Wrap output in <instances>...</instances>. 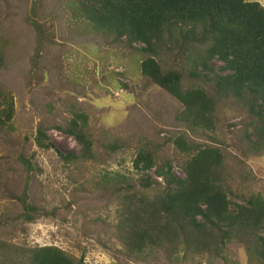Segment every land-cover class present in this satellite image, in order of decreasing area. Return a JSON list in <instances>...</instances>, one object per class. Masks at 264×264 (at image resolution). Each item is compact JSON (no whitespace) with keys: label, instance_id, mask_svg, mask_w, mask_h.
<instances>
[{"label":"trees","instance_id":"1","mask_svg":"<svg viewBox=\"0 0 264 264\" xmlns=\"http://www.w3.org/2000/svg\"><path fill=\"white\" fill-rule=\"evenodd\" d=\"M3 1L0 18L6 20L17 6ZM67 5L69 27L72 20L82 21L94 30L93 42L138 59L135 99L154 106L143 115L147 129L127 119L94 128L75 105L60 111V96H42L52 118L38 120L34 144L53 149L66 179L86 193L77 203L72 197L66 202L77 206L70 222L80 224L78 234L98 240L115 264H264V193L256 190L250 167L251 160L264 158V7L247 0H68ZM38 8L33 2L28 15H19L40 32L32 20ZM5 34L0 19V202L8 204L0 214V264H87L88 250L79 243L75 255L27 240L29 224L57 221V211L37 204L33 183L43 170L24 144L10 141L15 106L1 73L7 70ZM42 62L43 70L60 69L58 60ZM107 71L112 79L123 76ZM114 88L132 93L123 83ZM49 131L73 138L77 152L54 149ZM127 155L131 170L103 169L96 179L84 180L86 163L121 165ZM173 165L183 176L173 174ZM151 170L161 182L150 179ZM94 203L97 209L115 207L110 231L100 226L96 208L91 213Z\"/></svg>","mask_w":264,"mask_h":264},{"label":"rangeland","instance_id":"2","mask_svg":"<svg viewBox=\"0 0 264 264\" xmlns=\"http://www.w3.org/2000/svg\"><path fill=\"white\" fill-rule=\"evenodd\" d=\"M6 1L7 6L10 4L17 6L14 9V6L10 8L14 12L12 16L6 20L3 19V15L0 18L2 29L7 34L8 46L3 51L7 70L1 73L7 78L8 86L13 91L15 106L13 124L16 131L10 135V141L16 139L18 144H24L27 156L34 154L35 162L43 170L42 174L36 175L33 183L37 204L44 209L55 208L57 211V221L43 218L29 224L27 240L30 244L39 246L55 245L72 251L75 255L79 254L76 248L79 243L88 250L85 256L87 264H115L113 257L103 250L98 240L94 237L83 238L77 232L82 229L80 224H71L70 219L77 206L73 204L68 208L66 202L72 197L77 203L81 198H85L86 193L78 186L75 187L74 182L66 179V171L57 162L53 149L44 151L35 146V127L39 119L52 118L43 107L45 100L42 96L48 99L60 96L61 102L56 108L63 111L69 110L71 104L75 105V111L88 114L91 127H102L107 122L110 126H117L125 123L127 119L128 125L136 120L142 128L147 129L148 123L144 116L148 117V111L154 106L148 99L143 98L139 101L135 99L139 84L138 59L126 51L101 44L99 46L93 42L94 30L82 21L72 20V26L69 27L68 0ZM247 1L258 2L264 7V0ZM33 2L39 4L32 20L38 28L40 27V32L25 25L20 17L28 15L27 9ZM0 7L1 9L6 7L3 0H0ZM137 46L143 47L141 44ZM44 60L52 62L51 65L58 60L60 69L56 72L43 70L41 65ZM36 61L39 62L38 65L33 64ZM217 65L219 63L214 61L213 66ZM106 67L109 71L113 69L123 72V76L112 79ZM117 83L128 85L132 88V93L129 94L123 89L116 90L114 86ZM225 112L229 113V110ZM232 121L238 122L237 119ZM47 135L49 142L59 152L63 154L77 152L78 146L70 136L56 131H49ZM24 138L28 139L25 143ZM3 151L4 148L0 146V155ZM124 161L121 165L111 163L104 167L86 163L84 180L96 179L95 174H99L103 169L121 172L131 170V156H125ZM250 162V167L257 176L254 186L256 190L264 193V158ZM153 170L147 172V175L153 181L161 182L162 178L156 176ZM172 172L177 176H183L175 165L172 166ZM7 207L8 204L0 202V214L4 213ZM95 208L97 209V203L92 205L91 213ZM99 208L95 211L104 222V225L100 226L110 231L115 207L104 205ZM63 218L68 219L67 224L62 222ZM79 222L81 223L80 220ZM102 238L101 229L100 239Z\"/></svg>","mask_w":264,"mask_h":264}]
</instances>
